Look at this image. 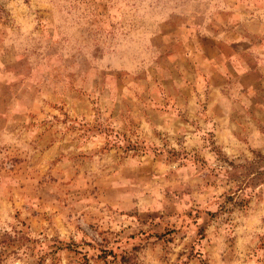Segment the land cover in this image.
Segmentation results:
<instances>
[{
	"label": "rangeland",
	"instance_id": "rangeland-1",
	"mask_svg": "<svg viewBox=\"0 0 264 264\" xmlns=\"http://www.w3.org/2000/svg\"><path fill=\"white\" fill-rule=\"evenodd\" d=\"M0 264H264V0H0Z\"/></svg>",
	"mask_w": 264,
	"mask_h": 264
}]
</instances>
